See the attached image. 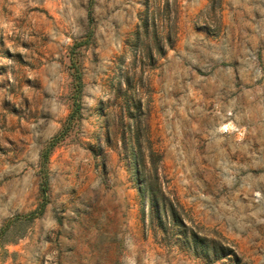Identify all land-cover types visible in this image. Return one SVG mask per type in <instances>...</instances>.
Returning <instances> with one entry per match:
<instances>
[{"label":"rangeland","instance_id":"374dc122","mask_svg":"<svg viewBox=\"0 0 264 264\" xmlns=\"http://www.w3.org/2000/svg\"><path fill=\"white\" fill-rule=\"evenodd\" d=\"M0 264H264V0H0Z\"/></svg>","mask_w":264,"mask_h":264},{"label":"trees","instance_id":"16d2710c","mask_svg":"<svg viewBox=\"0 0 264 264\" xmlns=\"http://www.w3.org/2000/svg\"><path fill=\"white\" fill-rule=\"evenodd\" d=\"M153 26V31L155 32V26ZM150 24L147 21V18H144L140 24H138L134 36L136 38H140L141 36H146L148 34ZM156 51L158 54L162 55L164 54V48L159 42H156ZM173 45V42L170 41L168 44L169 47ZM147 55L149 57V60L153 64L154 56H153V49L147 48ZM80 83L76 85V91L79 90ZM46 158V155H45ZM43 191H45V188H43ZM171 219L174 223H181V220H179L173 212H171ZM185 241L189 246H192L194 255L202 256L205 259L214 260L221 257H224L226 255L232 254L233 250L229 246H225L220 243H216L214 241H206V239L199 237L196 233H191L189 236L185 237Z\"/></svg>","mask_w":264,"mask_h":264}]
</instances>
